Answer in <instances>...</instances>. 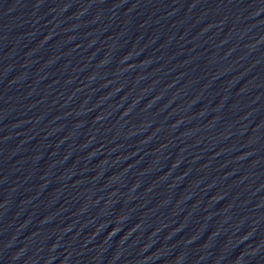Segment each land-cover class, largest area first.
<instances>
[{
	"label": "water",
	"instance_id": "obj_1",
	"mask_svg": "<svg viewBox=\"0 0 264 264\" xmlns=\"http://www.w3.org/2000/svg\"><path fill=\"white\" fill-rule=\"evenodd\" d=\"M0 264H264V0H0Z\"/></svg>",
	"mask_w": 264,
	"mask_h": 264
}]
</instances>
